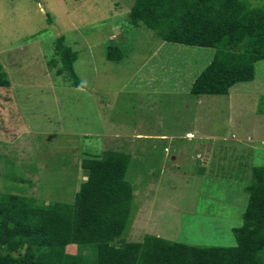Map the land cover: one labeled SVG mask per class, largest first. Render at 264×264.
Masks as SVG:
<instances>
[{
	"label": "rangeland",
	"instance_id": "rangeland-1",
	"mask_svg": "<svg viewBox=\"0 0 264 264\" xmlns=\"http://www.w3.org/2000/svg\"><path fill=\"white\" fill-rule=\"evenodd\" d=\"M134 1L0 0V63L11 83L0 87V193L73 203L82 161L124 152L135 198L122 240L235 247L244 189L264 166V60L227 96H194L216 50L133 25ZM61 36L78 54L81 88L57 73Z\"/></svg>",
	"mask_w": 264,
	"mask_h": 264
},
{
	"label": "trees",
	"instance_id": "trees-1",
	"mask_svg": "<svg viewBox=\"0 0 264 264\" xmlns=\"http://www.w3.org/2000/svg\"><path fill=\"white\" fill-rule=\"evenodd\" d=\"M130 16L164 42L216 50L192 84L194 96H227L235 85L253 82L255 65L264 60V2L135 0ZM65 41L61 36L56 42L57 73L81 88L74 70L78 54ZM10 86L0 63V87ZM130 161L117 151L87 156L81 164L86 180L73 203L0 193V264H264V166L252 169L244 189L248 205L242 226L233 230L237 245L200 247L152 235L140 243L122 240L133 220Z\"/></svg>",
	"mask_w": 264,
	"mask_h": 264
},
{
	"label": "crops",
	"instance_id": "crops-1",
	"mask_svg": "<svg viewBox=\"0 0 264 264\" xmlns=\"http://www.w3.org/2000/svg\"><path fill=\"white\" fill-rule=\"evenodd\" d=\"M205 68H203L202 70H201V72L204 70ZM201 72H199V74L201 73ZM199 74L195 77V79L199 76ZM195 81V80H194ZM73 250V249H72Z\"/></svg>",
	"mask_w": 264,
	"mask_h": 264
}]
</instances>
